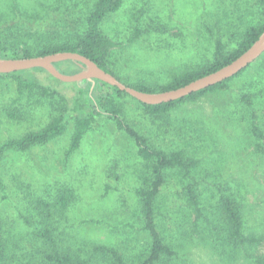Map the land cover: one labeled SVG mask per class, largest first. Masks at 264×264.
Masks as SVG:
<instances>
[{
  "label": "rangeland",
  "instance_id": "obj_1",
  "mask_svg": "<svg viewBox=\"0 0 264 264\" xmlns=\"http://www.w3.org/2000/svg\"><path fill=\"white\" fill-rule=\"evenodd\" d=\"M95 1L0 0V27L14 25L31 36L15 40L13 50L33 49L39 26L82 24ZM263 22L259 0H123L99 28L114 45L108 68L126 84L158 88L173 74L210 61L218 36L231 50L248 26ZM58 68L67 72L64 63ZM33 73L56 93L49 98L41 88L20 90L13 77L0 75V144L43 127L68 108L77 93V83L60 82L36 69ZM88 83L91 102L102 92L111 95L110 86ZM113 99L124 121L149 146L166 153L183 151L197 161L188 174L173 168L164 171L154 217L172 254L158 264H262L264 53L225 89L165 114H149L130 96ZM8 111H18L21 118L9 117ZM73 128L74 118L62 135L24 153L10 151L0 162V220L8 264L29 257L44 264L38 254L44 244L26 219L39 226L32 204L39 198L53 203L63 186L74 190L75 199L45 223L62 249L89 259L90 264H109L93 253L94 247L103 245L117 250L125 264H145L151 238L135 191L144 177L151 178L147 162L137 155L134 142L104 115L96 116L77 150L68 154ZM221 195L238 202L243 233L252 242L230 239L220 211Z\"/></svg>",
  "mask_w": 264,
  "mask_h": 264
},
{
  "label": "trees",
  "instance_id": "obj_2",
  "mask_svg": "<svg viewBox=\"0 0 264 264\" xmlns=\"http://www.w3.org/2000/svg\"><path fill=\"white\" fill-rule=\"evenodd\" d=\"M122 1L123 0H96L93 8L82 24L71 22L69 25L67 23L66 28L51 26L47 23L45 27L39 26L36 31L39 37L33 49L30 47L22 51L13 50L12 46L15 40L21 41L24 38L30 39L31 36L24 35V33L20 32L14 25L5 24L3 27H0V58H30L46 56L57 52H74L87 57L98 67L109 72L124 83L108 68V57L114 45L99 28V24L106 16L116 12L120 8ZM259 1L264 7V0ZM263 30L264 22L248 26L241 33L236 47L231 50L226 49L221 38L218 36L214 41V52L210 61L195 66L192 69L173 74L168 83L158 88L141 82L133 85L124 84L138 91L148 93L176 89L230 63L247 50ZM64 64L66 65V73H75L79 70V67L72 62H64ZM33 70L1 76L13 77L18 82L20 90L41 88L44 96L53 98L56 90L44 86L42 82L35 77ZM36 70L47 73L42 69ZM244 70L245 69L234 77L241 74ZM232 78L170 103L146 105L139 102V104L151 115L165 114L179 104L187 101H195L200 96L214 90L225 89L227 82ZM97 84L98 88L104 85L99 82H97ZM87 85H89L87 81L82 82L80 85L77 83L78 90L74 99L71 101V105L62 110L60 114L52 117L43 127L28 131L16 139L7 140L0 144V162L4 155L10 151L24 153L34 146L44 145L62 135L66 130L68 121L72 118H74V128L68 147V154L77 150L83 136L94 125L96 116L104 115L109 120L114 121L117 129L123 131L134 142L137 148V155L147 162V167L150 169L151 178L144 177V184L136 189L135 195L137 197L139 213L145 224V230L149 232L151 238L149 253L145 264H158L163 256H170L172 254V251L164 243L161 235L157 231L154 217L155 199L165 182L164 171L168 168H173L180 169L188 174L189 171L195 167L197 161L192 157H187L183 151L166 153L165 151L149 146L146 139L124 121L121 117V109L114 102L113 97H119L121 95L129 96L128 94L119 91L116 87H110V96L102 92L97 97L96 102H91ZM7 114L13 119L21 118L18 111H8ZM188 194L191 199H195L191 187H188ZM74 199V190L63 186L59 188L53 203L39 198L32 204L33 215L36 217L35 219L38 221L39 226L34 225V223L28 219H26V222L34 229L35 235L41 239L44 244V248L38 253L40 260L44 264H90L89 259H83L73 254L70 250L62 249L55 240L52 231L45 226L46 221L51 219L55 214L64 212ZM220 211L227 225L230 239L240 244L253 241V238L246 237L243 233V220L240 206L233 197L221 195ZM93 253L102 262H108L109 264H125L122 255L112 247L99 245L94 247ZM9 259L6 239L2 232L0 220V264H8ZM261 263L264 264V262ZM19 264H36L35 257H29Z\"/></svg>",
  "mask_w": 264,
  "mask_h": 264
},
{
  "label": "water",
  "instance_id": "obj_3",
  "mask_svg": "<svg viewBox=\"0 0 264 264\" xmlns=\"http://www.w3.org/2000/svg\"><path fill=\"white\" fill-rule=\"evenodd\" d=\"M263 53L264 30L247 50L230 63L176 89L153 93L138 91L125 85L115 76L98 67L87 57L74 52H57L46 56L30 58H0V75L42 69L63 83L80 84L84 81L91 83L99 82L110 87H116L119 91L125 92L141 104L159 105L184 98L192 93L207 89L217 83L232 78L257 60ZM64 62L76 64L80 68V71L75 73H64L60 71L57 64Z\"/></svg>",
  "mask_w": 264,
  "mask_h": 264
}]
</instances>
